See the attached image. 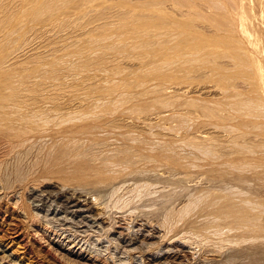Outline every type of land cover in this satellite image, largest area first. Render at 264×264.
<instances>
[{
	"label": "rangeland",
	"instance_id": "1",
	"mask_svg": "<svg viewBox=\"0 0 264 264\" xmlns=\"http://www.w3.org/2000/svg\"><path fill=\"white\" fill-rule=\"evenodd\" d=\"M231 1L0 0V96L50 99L53 104H45L46 109L64 112L96 104L89 109L126 117L154 116L162 134L175 140L189 133L231 131L240 124L233 110L247 104L253 111L256 100V93L239 87L241 70L236 63L257 55L228 15ZM247 130L256 132L252 126ZM40 139L51 142L42 136L21 145L0 135V264H113L116 257L120 259L114 264L160 261L158 257L150 261L144 250L151 245L152 254H158L160 238L129 226L137 217H126L130 228L117 226L109 217L99 228L89 222L86 228L81 216L64 205L55 202L36 209L40 202L23 191L29 178L35 182L44 177L31 176L32 157L40 149L35 142ZM230 144L253 145L245 139ZM25 155L29 157L24 159ZM21 173L28 179L23 180ZM151 207L142 209L153 218ZM76 243L82 244L76 247Z\"/></svg>",
	"mask_w": 264,
	"mask_h": 264
},
{
	"label": "bare ground",
	"instance_id": "2",
	"mask_svg": "<svg viewBox=\"0 0 264 264\" xmlns=\"http://www.w3.org/2000/svg\"><path fill=\"white\" fill-rule=\"evenodd\" d=\"M231 2L228 15L257 53L236 63L241 70L239 87L256 93V100L251 104L253 111L247 104L233 110L240 124L231 131L221 135L188 132L175 140L162 134L154 116L126 117L89 109L96 104L64 112L51 106L46 109L45 104H53L50 99L0 96V135L21 145L42 136L51 139L36 141L40 149L32 157L30 175L44 177L34 182L21 173L23 180L28 179L24 196L40 202L36 209L56 202L81 216L85 227L88 222L103 226L106 217L122 227L126 217H137L128 223L134 231L160 238V248L153 244L158 254H152L151 245L144 246L147 252L142 250L149 260L161 258L154 264H264V131H259L264 127V0ZM249 126L256 132L248 131ZM244 139L253 145L230 144ZM20 168L25 169L23 161ZM51 179L56 182H46ZM146 205L152 206L148 209L153 218L142 209ZM186 254L190 257L183 259Z\"/></svg>",
	"mask_w": 264,
	"mask_h": 264
}]
</instances>
